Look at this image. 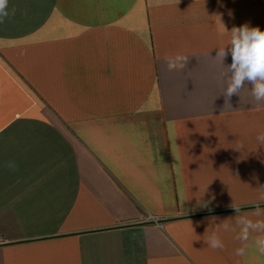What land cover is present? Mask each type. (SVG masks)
<instances>
[{"label":"crops","instance_id":"obj_1","mask_svg":"<svg viewBox=\"0 0 264 264\" xmlns=\"http://www.w3.org/2000/svg\"><path fill=\"white\" fill-rule=\"evenodd\" d=\"M13 8L0 23V264H264V233L237 239L242 218L264 220V100L248 81L226 96L232 57L218 55L233 27L264 31V0Z\"/></svg>","mask_w":264,"mask_h":264},{"label":"clouds","instance_id":"obj_2","mask_svg":"<svg viewBox=\"0 0 264 264\" xmlns=\"http://www.w3.org/2000/svg\"><path fill=\"white\" fill-rule=\"evenodd\" d=\"M16 10L13 8L11 13L8 10V0H0V23H3L10 15L14 16ZM230 48L226 51L220 49L218 55L222 58L230 52L232 63L228 66L231 73L226 96L231 97L237 94L244 87L245 81L252 84V95L256 101L264 100V31L259 27H250L247 23L233 27L230 36ZM261 144H264V135H258L256 138ZM242 147V145L240 146ZM264 190V187H261ZM235 211L240 209L235 207ZM260 214L259 206L256 209V215ZM243 227L240 235L237 237L240 241L249 240V230L253 232L264 233V220H257L255 223L251 219H241L239 221ZM228 225L225 223L224 228ZM212 249H223L221 241L213 236L205 241ZM254 245L260 256H264V235L257 236ZM247 245L236 248L235 257H243L246 254ZM239 264V260L236 261Z\"/></svg>","mask_w":264,"mask_h":264}]
</instances>
